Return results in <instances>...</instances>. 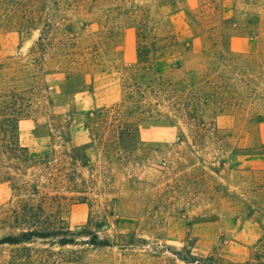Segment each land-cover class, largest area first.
<instances>
[{
    "label": "rangeland",
    "instance_id": "obj_1",
    "mask_svg": "<svg viewBox=\"0 0 264 264\" xmlns=\"http://www.w3.org/2000/svg\"><path fill=\"white\" fill-rule=\"evenodd\" d=\"M248 22L257 35H237ZM145 32L177 41L163 78L208 101L188 120L169 93L146 95L116 140ZM2 94L31 104L18 139L35 158L84 155L61 215L108 245H0V264H264V0H0ZM13 202L0 181V212Z\"/></svg>",
    "mask_w": 264,
    "mask_h": 264
},
{
    "label": "trees",
    "instance_id": "obj_2",
    "mask_svg": "<svg viewBox=\"0 0 264 264\" xmlns=\"http://www.w3.org/2000/svg\"><path fill=\"white\" fill-rule=\"evenodd\" d=\"M215 5V13H218ZM227 19H221L224 23ZM256 22L247 23L244 30L237 35H257ZM145 40L137 44L134 65L127 69L125 92L120 105L113 110L114 121L106 129L116 140L123 133L136 131L129 109H140L142 97L146 95L161 96L168 94L171 103L177 111H182L183 117L195 120L193 106L206 104L208 100L197 97L188 91L189 84L183 80L163 78L158 72L160 59L174 52L177 41L173 38L156 37L145 32ZM148 39V40H146ZM150 39V40H149ZM204 79V78H203ZM200 83V82H199ZM203 86H210V81L204 79ZM158 88L157 90L155 88ZM159 92V93H158ZM190 93V94H189ZM192 98H189L188 96ZM163 97V96H161ZM17 101L8 94L0 98V181L10 184L15 202L0 212V228L7 232L0 235V245L17 246L31 241L52 239L55 244L63 246L75 243V235H90L91 245H108L106 241L96 240L95 234L87 230L72 232L65 225L61 215L65 201L72 197L65 193H74L80 185L79 168L85 164L84 155L78 149L64 146L61 150L53 147L35 158L26 146L19 143L18 122L30 115L31 104ZM127 104H130L128 106ZM110 129V130H109ZM100 139V138H99ZM103 141V140H98ZM104 146L111 147V142L103 141ZM74 197L73 199H78ZM84 197H81L83 199ZM101 243V244H100Z\"/></svg>",
    "mask_w": 264,
    "mask_h": 264
}]
</instances>
